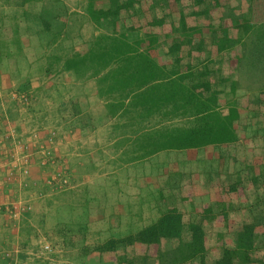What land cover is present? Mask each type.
Listing matches in <instances>:
<instances>
[{"label": "trees", "instance_id": "obj_1", "mask_svg": "<svg viewBox=\"0 0 264 264\" xmlns=\"http://www.w3.org/2000/svg\"><path fill=\"white\" fill-rule=\"evenodd\" d=\"M256 3L264 0H0V67L17 70L14 91L35 83L42 91L65 73L94 79L97 94L115 101L108 114L185 120L147 134L148 154L195 151L206 165L203 188L194 175L189 187L176 175L190 194L181 200L198 199L195 219L168 208L141 229L81 248L77 264H264V91L241 99L244 113L233 100L244 63L264 65ZM7 104L2 120L18 110ZM7 252L1 264L26 259Z\"/></svg>", "mask_w": 264, "mask_h": 264}, {"label": "rangeland", "instance_id": "obj_2", "mask_svg": "<svg viewBox=\"0 0 264 264\" xmlns=\"http://www.w3.org/2000/svg\"><path fill=\"white\" fill-rule=\"evenodd\" d=\"M67 3L71 4V1ZM4 9L7 7L0 4V21L3 20ZM254 15L253 23L264 22V5L256 3ZM254 56L255 54L249 58L253 59ZM13 59L15 60V57ZM22 60L21 57H16L14 63L23 69ZM14 63L7 64L16 67ZM1 65L0 110L6 111L9 101L14 102L18 109L12 119L2 120L0 116L1 237L6 239V233H9L15 240L23 241L29 232L33 242H37L36 234L41 237L43 230H46L50 232L52 240L56 237V231L51 227L63 221L70 225L69 230L65 228V231L75 232L73 241L83 240L86 245L93 246L103 243L110 237L131 233L153 223L168 208H177L185 217L196 218L198 212L194 206L198 205V199L192 196L189 197L190 201L181 200L182 196L189 194L187 186H191V180L188 179V174L194 175L193 184L195 183L196 189L203 188L205 179L203 168L206 165L201 161L195 162L193 159L196 157L195 151H162L156 156H149L131 165L122 163V168L115 169L114 162L120 163V159L124 161L129 155L119 157L110 154L100 159V161L105 159L106 163L96 165L95 161L99 157L91 154L90 148L94 139L90 134L79 142L81 150L69 151V143L63 152L57 147L69 141V136L74 132L63 136L60 134L59 125L52 124L51 119L60 114V97L68 98L75 94L79 88L75 90L74 87H79L81 82L77 81L74 75L65 73L61 80L55 76L46 78L43 81L46 87L42 91L38 90L41 83H35L28 90L29 93L23 90L17 92L13 90L15 82L19 80L17 70L14 67L11 69L9 66L6 67L5 62ZM237 79L239 87L233 100L237 102L240 113H244V109L238 106L241 99L246 95L264 91V65L260 67L256 65L255 68L246 61ZM62 82L65 83L64 88L60 87ZM85 84L88 88L93 85L91 81H86ZM81 92H84L83 86ZM21 94L29 99L26 102H19ZM87 102L93 103V99L89 97ZM87 102L82 106H89L93 116L104 110L103 107L97 108V105H90ZM88 116L89 113L81 121L89 120ZM96 133L99 138L103 137L102 131ZM131 147H134V144L133 146L131 144ZM108 151L112 152L111 149ZM185 158L191 162L183 163ZM179 173L187 177L184 180L187 185L184 189L179 187L176 177ZM47 200H51L50 205L46 203ZM85 206L89 210L87 214ZM14 210L17 211V216L11 217L10 211L14 213ZM28 213H31L30 216L25 218ZM43 213L48 218L41 224L39 216ZM230 220L232 223L238 222L234 215ZM26 222L31 228L28 232H25ZM81 223H84L83 228L78 227ZM22 227L26 230L21 231ZM17 244L12 246L14 249L12 252L0 251V257L7 252L8 257L12 258V261L15 260L13 256L19 249ZM56 248L58 247L52 240L53 253ZM54 255L53 260L60 264H71L74 262L76 252L66 254L58 252Z\"/></svg>", "mask_w": 264, "mask_h": 264}, {"label": "crops", "instance_id": "obj_3", "mask_svg": "<svg viewBox=\"0 0 264 264\" xmlns=\"http://www.w3.org/2000/svg\"><path fill=\"white\" fill-rule=\"evenodd\" d=\"M93 83V85L90 86L93 87V89L88 88V86L83 82H81V85L83 86L84 92H81L82 86L79 85V87L75 86L76 88H79L75 94H72L70 97H60V107L61 111L58 116H55L56 118L51 119L52 124L59 125V130L60 134L65 136L66 134H69L71 132H74L71 134L70 140L67 141L63 146L60 145L57 147L58 149H62L64 152V149L66 145L70 143L69 146V151L76 150L82 147L79 142H81V139L85 138L87 135H92L93 137V144L92 147L90 148L91 154L98 156L97 158L96 165H101L102 163H106L105 159H101L104 157H108L111 155L115 156H123V155H129L128 159H125L122 161L121 159L119 160L120 163L117 161L114 162L116 167L115 169H120L122 168V163H125L127 165H131V163L142 161L147 159L149 156H156L159 154V152L162 151H170V150H159L154 153L148 154L147 151L145 150V145L143 144L144 142V137L147 136V134H150L151 132L154 131H163L165 129L170 130L171 127H177L183 124L185 120H181L180 118H174L170 117L167 119H158V118H147V117H141V118H132L129 116H125L124 109L122 111H119L117 113L111 114L109 111V114L107 113V108L108 110L109 105L114 104L115 101L112 98V96H109L108 98H105L104 95L101 97L99 94H97L96 87L94 85V79L89 80ZM77 82V81H76ZM65 83L62 82L60 84L61 88H64L63 85ZM76 84V83H75ZM80 84V83H79ZM87 86V87H86ZM44 88L46 85L43 86ZM64 89H62L63 91ZM65 91V90H64ZM80 91V92H79ZM67 92V90L65 91ZM86 93V94H83ZM60 96H61V91H60ZM89 97L93 99V103L87 102ZM83 99H86V101H82ZM101 100H104L103 102ZM127 101H124V105H127ZM39 102V101H38ZM46 102V101H45ZM89 103L90 105H97V108H102L103 111L99 113L98 115L91 114L92 112L89 111L90 107H83L82 104ZM125 108V106H124ZM80 110V111H79ZM89 113L88 119H85L84 122L81 120L85 118V115ZM34 114V113H33ZM93 116V118L91 117ZM123 119V120H121ZM102 138H99L97 136L96 132H100ZM117 132V133H114ZM99 135V133H98ZM67 140V138H65ZM134 148L133 150L130 148ZM73 148V149H72ZM128 148V149H127ZM112 150L110 151H105ZM115 149V151H114ZM56 151V149H55ZM114 151V152H113ZM175 151V150H174ZM60 152H62L60 150ZM78 154H80L78 152ZM77 156H83V155H77ZM111 159H108V161ZM113 162V161H112ZM168 168V167H167ZM166 168V169H167ZM47 204H51V200H47ZM85 214L89 213V210L86 209V206L84 208ZM72 212V211H71ZM31 213L26 214L27 218L30 216ZM48 216L43 213L39 216L40 223L42 224L44 220H46ZM89 218V215H88ZM80 219V218H79ZM24 220V219H23ZM81 220V219H80ZM24 224V223H23ZM23 226V225H22ZM25 227H22V230H26L25 232H28L31 230L29 224L26 222ZM70 225L65 222H57L53 227H51L52 230L56 231V237L53 238L54 244H56V251L55 253L54 250L52 251L51 246H52V240L50 237V232L49 231H44L42 232L41 237H39L38 233L36 234V239L37 242H33L32 237L29 235V232L27 233V237L24 238L23 241H17L14 239L13 235H9V233H6V239L1 237L0 235V251L5 250V246H14L16 243H18V253L21 252V254L25 255L26 259L24 262H19L18 264H31L34 260H39L42 262H46L48 264H60L56 260H53L55 258L56 253L58 252H63L66 254L67 252L69 253H75L76 256H74V262L71 264H77L76 258H77V253L79 250L83 247H89L93 248V246L86 245L83 240L73 241L71 238L74 236L75 232L72 231L73 233H70L68 231H65L64 229H68ZM79 228L84 227V223H81L78 225ZM69 230V229H68ZM20 231V232H21ZM31 232V231H30ZM65 237H70L71 240L69 243H65L63 238ZM19 237H17L18 239ZM10 240V241H9ZM43 240V241H42ZM51 240V241H50ZM49 241L50 243H48ZM4 243L6 244L4 246ZM3 245V246H2ZM5 247V248H4ZM13 248V247H12ZM16 261V259H15ZM2 263L1 258H0V264Z\"/></svg>", "mask_w": 264, "mask_h": 264}, {"label": "built area", "instance_id": "obj_4", "mask_svg": "<svg viewBox=\"0 0 264 264\" xmlns=\"http://www.w3.org/2000/svg\"><path fill=\"white\" fill-rule=\"evenodd\" d=\"M20 97L18 98L19 99V102H26L29 98L26 96V95H19ZM16 209V208H15ZM10 216L11 217H16L17 216V211L16 210H14V213H13V211H10Z\"/></svg>", "mask_w": 264, "mask_h": 264}]
</instances>
